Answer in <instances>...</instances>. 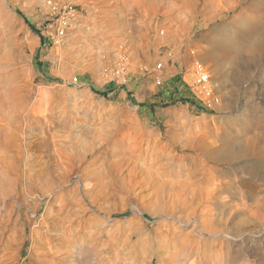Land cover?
I'll use <instances>...</instances> for the list:
<instances>
[{"label":"rangeland","instance_id":"rangeland-1","mask_svg":"<svg viewBox=\"0 0 264 264\" xmlns=\"http://www.w3.org/2000/svg\"><path fill=\"white\" fill-rule=\"evenodd\" d=\"M248 47L264 51V0H0V91L5 94L0 101H20L18 110L40 112L35 120L42 127L50 123L56 131H70L79 143L76 152L98 149L102 157L96 154L101 161L93 170L99 179L94 173L79 184L93 188L88 195L98 193V199L89 197L83 212L72 216L75 230L104 242L118 232L121 240L129 239L121 244L119 262L112 257L120 245L97 256L75 253L63 264H164L168 259L179 264L183 254L174 255V249L192 239L193 230H202L199 217L195 229L192 221L181 226L171 216L151 217L159 206L155 182L147 183V166L140 168L148 163L128 162L125 154L133 148L141 155L163 151L164 158L153 156L161 162L157 169L169 160L174 162L170 172L185 165L189 172L199 160L195 151L202 138L216 133L227 138L240 129L247 101L264 115V60L238 69L239 74L230 63L231 52L245 54ZM196 63L209 74L210 99L197 84ZM207 168L228 173L224 166ZM79 175L66 190L80 183ZM91 206L97 215L87 212ZM46 224L42 220L34 230L43 234ZM34 225L13 263H26ZM131 228L138 233L129 237ZM233 235L219 241L199 237L203 245L196 261L264 264V224L240 227Z\"/></svg>","mask_w":264,"mask_h":264},{"label":"bare ground","instance_id":"bare-ground-1","mask_svg":"<svg viewBox=\"0 0 264 264\" xmlns=\"http://www.w3.org/2000/svg\"><path fill=\"white\" fill-rule=\"evenodd\" d=\"M231 53L230 63L237 74L240 69L246 70L258 60H264V51L252 47H248L245 54L236 49ZM1 95L5 96L0 91V98ZM19 102L0 101V254H2L0 264H19L13 261L27 244L25 240L28 235L27 229L33 223L36 225L31 229L30 235L34 247H30V255L25 264H63L75 256V253L79 257L80 253L89 256L96 252L97 256L114 246L129 244L128 238L121 240L119 232L111 235L110 241L104 242L95 234L87 236L88 233L85 234L84 229L75 230L76 224L72 216L84 209L82 205L89 197L94 198L98 194L88 195L93 188H88V185L81 188L79 184L96 174L93 167L101 161L96 154L100 157L102 155L98 153V149L89 147H82L80 152H76L78 142L72 141L74 136L70 131H56L50 123L49 126L42 127V123L35 120L40 112L18 110V106L23 108ZM247 102L248 104L244 106L245 121L240 123V129L231 132L227 138L217 133L213 134L209 136L212 142L207 141L209 137L202 138L199 149L195 151L199 160L195 162L194 168H191L192 164L190 165L189 172L185 170L186 165L180 166L175 173L170 172L174 162L169 160L165 164H159L160 169H157L156 165L161 162L155 160L153 156L164 158L163 151L152 150L146 155L144 153L141 155L140 151L133 148L134 150L130 149L128 154H125L128 155V160L126 159L128 162L139 158L144 164L148 163L140 168L144 169L147 166L144 169L150 173L147 183L155 182L156 192L153 199L159 206V213L151 211L154 213L151 217L171 216L175 220L174 224L181 226L190 221L196 222L197 225L199 217L197 229L202 230L199 232L193 230L195 233L193 238L185 240L182 246L174 249V255L183 254L179 264H194L191 259L196 261L201 255L199 251L203 245L201 237L209 235L214 237V241H219L220 237L233 240L235 237L233 233L236 235L240 227L264 224V115L256 114V111L259 112L257 104ZM43 120L48 121V117H43ZM90 159L92 161L86 167L83 166ZM246 162L253 164L249 167L244 166ZM209 164L227 167L228 173L225 174L222 170H209L207 168ZM243 167L245 170L241 171ZM184 170L188 173L182 174ZM77 175L80 183L77 181L74 189L66 190L72 176ZM97 178L99 179L98 175ZM44 201L46 202L42 205ZM94 208L91 206L87 212L97 215ZM23 209L25 212H22ZM42 220L48 221V224L43 226L46 230L45 233L42 231L43 234L34 230ZM135 232L137 230L131 228L129 237L135 235ZM147 241L150 243V238ZM171 243L172 241L167 239L166 247ZM124 247L123 245L112 257L115 261L121 256ZM14 251L17 253L10 257ZM62 251L65 258L60 260ZM201 262L199 259L195 264ZM164 264L176 263L168 259ZM212 264L228 263L225 259H220Z\"/></svg>","mask_w":264,"mask_h":264},{"label":"built area","instance_id":"built-area-1","mask_svg":"<svg viewBox=\"0 0 264 264\" xmlns=\"http://www.w3.org/2000/svg\"><path fill=\"white\" fill-rule=\"evenodd\" d=\"M160 66L161 65H159V67ZM194 68H195L194 73H195V76L197 77V84L202 85L201 88H202V91L204 92L203 94L210 99L212 92L209 88V84H207L208 79H209L208 72L199 63H196ZM157 84H160V82L158 81Z\"/></svg>","mask_w":264,"mask_h":264}]
</instances>
